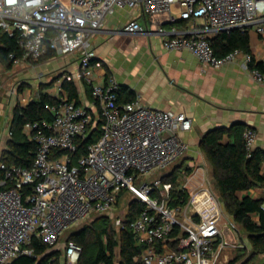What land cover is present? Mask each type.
Segmentation results:
<instances>
[{"label":"built area","instance_id":"obj_1","mask_svg":"<svg viewBox=\"0 0 264 264\" xmlns=\"http://www.w3.org/2000/svg\"><path fill=\"white\" fill-rule=\"evenodd\" d=\"M117 8L139 9L150 16L166 13L173 23L204 19L189 29L159 28L155 33L164 37L165 48L188 50L203 66L221 68L238 61L264 82V74L249 66L256 60L252 53L235 49L219 56L212 44L221 31L254 29L264 34V0H0V29L14 37L22 50L20 56L11 54L14 64L80 54L79 69L62 73L52 87L55 101L44 106L52 120L24 126L38 146L32 165L0 160V264L32 255L29 244L34 237L56 247L69 227L100 215L111 217L117 228L134 232L144 246V264H216L227 245L219 219L196 221L181 206L170 204L172 184L161 179L138 183L186 156L189 144L181 133L190 130L193 122L185 112L153 108L140 96L121 101L114 75L96 77L95 68L102 63L96 60L91 39ZM124 30L135 33L144 28L132 19ZM75 78L91 86L93 100L80 103L69 96L64 84ZM98 122L99 137L74 158L78 141L87 139ZM243 136L251 156L258 132L249 127ZM123 190L145 206L130 222L115 215ZM175 229L177 247L159 249ZM82 250L75 240L67 239V264H77Z\"/></svg>","mask_w":264,"mask_h":264},{"label":"crops","instance_id":"obj_2","mask_svg":"<svg viewBox=\"0 0 264 264\" xmlns=\"http://www.w3.org/2000/svg\"><path fill=\"white\" fill-rule=\"evenodd\" d=\"M132 19L141 23L143 32L129 33L124 30V26ZM203 22L204 19L199 18L180 19L173 23L166 13L150 16L142 14L139 9L117 8L106 17L104 26L93 35L91 41L96 60L102 63V67L95 68L96 77L114 75L122 89L121 101L140 96L145 104L153 108L185 112L192 119V128L181 133L183 140L189 144V151L183 161L165 176L173 171L185 174L184 180L179 178L181 188L189 193L187 203L181 206L183 212L200 222L219 219L227 245L221 250L216 264H228L233 259L229 256L233 247L248 248V245L238 242L243 233L232 215L224 209L215 188L212 165L200 143L207 132L217 128L240 126L245 131L250 127L258 132L254 149L264 151V82L257 81L249 69L238 61L228 62L221 68L203 66L188 50L165 48L164 37L155 33L159 28L167 31L172 28L185 30ZM249 33L251 53L256 60L264 61V34L254 29H250ZM39 62L53 66L54 70H59L60 75L73 73L80 67V54L75 52L66 56L44 57ZM72 82L78 86V102L93 100L82 80L75 78ZM51 90L44 92L50 94ZM37 97L24 95L19 103L26 106ZM16 104L5 108L4 103H0V160L8 150L10 125ZM224 141H233V138L226 135ZM186 161H189V165L184 169ZM189 167L191 172L187 173ZM262 172L264 174V165ZM162 182L171 184L163 179ZM246 196L264 197V187L257 186L239 192V197ZM119 201L120 195L116 206ZM225 213L228 214L232 228L224 230ZM158 247L163 250L175 249L177 240L172 236L163 246L160 242ZM221 256L224 257L220 261Z\"/></svg>","mask_w":264,"mask_h":264},{"label":"trees","instance_id":"obj_3","mask_svg":"<svg viewBox=\"0 0 264 264\" xmlns=\"http://www.w3.org/2000/svg\"><path fill=\"white\" fill-rule=\"evenodd\" d=\"M212 44L219 56L235 49L251 53L249 30L221 31L212 38ZM12 53L17 57L22 54V50L14 37L0 29V63L12 67L14 65ZM249 66L264 74V61L254 60ZM83 82L87 91L91 93V86ZM64 88L71 98L79 101L78 86L75 82H65ZM121 90L120 88L119 98ZM54 101L55 99L49 93L40 91L38 97L33 98L26 106L16 104L10 125L12 134L8 150L2 157L3 161L8 164L32 165L38 146L24 132V126L29 121L43 119L51 121L53 116L44 106ZM100 128L101 123L98 122L89 138L78 141V150L73 154L74 158L84 154L86 144L99 137ZM226 135L233 138V141L225 142ZM243 135L244 129L240 126L229 129L217 128L207 132L202 137L200 145L212 165L215 188L224 209L232 215L242 233L247 235L251 246L250 249H243V252L230 260L228 264H264V261L254 262L255 258L264 255V197H239L241 191L257 186L264 187L262 172L264 151L257 148L253 150L251 156H248ZM186 172L190 173L191 168H187ZM163 180L170 181L172 184L169 195L170 204L185 205L189 193L181 188L177 171L169 176L164 175ZM124 192L125 190L120 193V198ZM144 207L143 203L133 199L126 218L128 222L134 220ZM178 233L179 230L175 229L172 236H177ZM68 239L75 240L83 248L77 264H99L103 261L106 264H144L141 260L144 246L138 242L134 232L128 227L117 228L109 216H97L89 224L73 231ZM29 246L34 250L33 254L21 255L12 264H60V250L48 245L41 238L34 237Z\"/></svg>","mask_w":264,"mask_h":264},{"label":"rangeland","instance_id":"obj_4","mask_svg":"<svg viewBox=\"0 0 264 264\" xmlns=\"http://www.w3.org/2000/svg\"><path fill=\"white\" fill-rule=\"evenodd\" d=\"M28 63V64H14L12 67L5 66L0 63V103H4V107L6 108L7 105L11 106L12 104L19 103L21 97L30 96V97H37L40 91H46L54 86L57 79L60 77L59 70H54L53 66L39 62V63ZM29 90V91H28ZM185 158V157H183ZM183 158L177 160L173 164L169 165L167 168L163 170H158L156 173H152L151 177L143 176L141 180L151 182L152 180L163 179L164 175L170 172L174 167L183 161ZM189 165V161L185 162V167ZM175 172V171H173ZM184 173L178 174V178L184 180ZM147 177V178H146ZM181 183V182H180ZM136 199L135 195L131 192H125L120 198L118 206H116L115 215L116 217L120 218H127V214L130 207V202ZM100 216H108V215H100ZM97 216H92L88 220L72 225L69 227L63 235L59 239V243L56 246L58 250H60V261L59 263L67 264L66 256L64 253L65 249V242L70 237L71 233L75 230H78L89 224L92 220H94ZM223 220L226 223L224 226V230L226 228H232L230 224V220L228 214H224ZM240 235V234H239ZM239 237V236H238ZM238 242L240 244H247L248 248L250 249V242L247 238L246 234H241ZM232 243V242H231ZM235 243V242H234ZM233 243V244H234ZM238 245V244H237ZM237 249V250H236ZM244 248L233 247V250L229 251V256L234 258L237 255L241 254ZM224 256H221L223 259ZM264 261V255H261L255 258V263H260Z\"/></svg>","mask_w":264,"mask_h":264},{"label":"clouds","instance_id":"obj_5","mask_svg":"<svg viewBox=\"0 0 264 264\" xmlns=\"http://www.w3.org/2000/svg\"><path fill=\"white\" fill-rule=\"evenodd\" d=\"M8 2H9V3H12V2H13V0H8Z\"/></svg>","mask_w":264,"mask_h":264},{"label":"water","instance_id":"obj_6","mask_svg":"<svg viewBox=\"0 0 264 264\" xmlns=\"http://www.w3.org/2000/svg\"><path fill=\"white\" fill-rule=\"evenodd\" d=\"M91 134H92V133H90V134L87 136V138H89V137L91 136Z\"/></svg>","mask_w":264,"mask_h":264}]
</instances>
